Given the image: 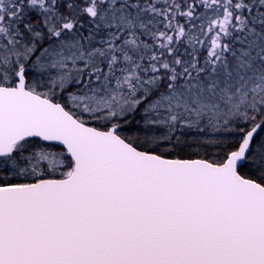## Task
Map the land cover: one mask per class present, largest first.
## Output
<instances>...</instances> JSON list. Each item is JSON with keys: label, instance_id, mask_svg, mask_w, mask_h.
I'll use <instances>...</instances> for the list:
<instances>
[{"label": "snow or ice", "instance_id": "6c2138e0", "mask_svg": "<svg viewBox=\"0 0 264 264\" xmlns=\"http://www.w3.org/2000/svg\"><path fill=\"white\" fill-rule=\"evenodd\" d=\"M0 264H264V0H0Z\"/></svg>", "mask_w": 264, "mask_h": 264}]
</instances>
